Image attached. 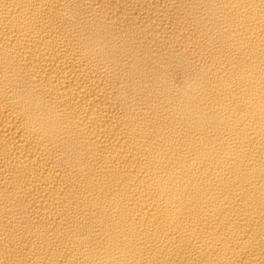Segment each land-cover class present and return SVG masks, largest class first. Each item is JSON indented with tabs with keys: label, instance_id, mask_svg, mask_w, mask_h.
I'll use <instances>...</instances> for the list:
<instances>
[{
	"label": "bare ground",
	"instance_id": "6f19581e",
	"mask_svg": "<svg viewBox=\"0 0 264 264\" xmlns=\"http://www.w3.org/2000/svg\"><path fill=\"white\" fill-rule=\"evenodd\" d=\"M0 264H264V0H0Z\"/></svg>",
	"mask_w": 264,
	"mask_h": 264
}]
</instances>
